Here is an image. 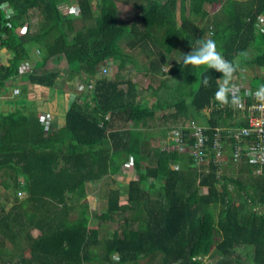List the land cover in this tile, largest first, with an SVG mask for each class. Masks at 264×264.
I'll return each instance as SVG.
<instances>
[{"label": "trees", "instance_id": "trees-1", "mask_svg": "<svg viewBox=\"0 0 264 264\" xmlns=\"http://www.w3.org/2000/svg\"><path fill=\"white\" fill-rule=\"evenodd\" d=\"M119 2L0 0V48L11 54L0 98L12 88L25 102L0 118V264H264V162L253 153L264 141L250 120L264 74H245L264 68V0H133L141 13L127 25ZM201 38L236 65L242 107L215 99L222 73L200 66L205 86L179 61ZM131 63L159 82L143 97ZM64 73L75 95L55 129L25 96L29 85L54 91ZM127 166L136 177L123 198L109 180ZM99 181L101 214L88 197ZM94 219L118 227L102 236Z\"/></svg>", "mask_w": 264, "mask_h": 264}, {"label": "rangeland", "instance_id": "rangeland-1", "mask_svg": "<svg viewBox=\"0 0 264 264\" xmlns=\"http://www.w3.org/2000/svg\"><path fill=\"white\" fill-rule=\"evenodd\" d=\"M74 3H76V1H74ZM118 4H119V19H120V23L123 25H127L129 22L133 21L137 15H139L141 13L140 9L133 4V0H120V2ZM72 6H74V4ZM246 71L247 72L245 74L247 76L248 75L250 76L252 74H256V75L264 74V68L263 69H257L254 72L251 70H246ZM104 72L106 74H108L109 77L113 76V78L116 77V75H118V69H117L116 65H112V63H110L107 67H105ZM125 72H126V75H128V77H130V79H132L133 82H135L137 85H139L142 97L145 94L146 89H149L151 84L159 83L156 80L155 81L152 80L151 77H148L144 71L138 70L137 67L133 63H131V65L126 69ZM60 76H61L60 79H58V81H57V88H58V90L63 91L62 86H63L64 81H65L64 80V74L60 75ZM157 80H159L158 77H157ZM81 84H82V86L83 85L84 86L90 85L89 83H85V82H82ZM44 97H45V99H47L49 97V93L45 94ZM48 99H47V101H48ZM27 107H28L27 111H30V108H29L30 104ZM62 124H63V122L61 121L60 125H62ZM133 177L134 178L136 177L135 173L132 170H130V168L127 166L126 168L123 169L121 175L119 176L120 180H118L117 178H112L109 180V183L112 186H119V185L123 186L124 185V187L122 188L123 189L122 197L125 198L127 190L124 189L126 186L124 183L128 182ZM23 183L24 182H22L21 187L24 185ZM88 184L90 187L88 197L90 200L91 209L93 211H96L99 214H101L105 211L106 204H107L106 199L101 197L102 196V189L101 188H103V186L101 185L102 181H99L96 183H88ZM20 194L21 195L19 197L22 198L23 193L20 192ZM94 222H95V225H97L100 228L102 236H106V235L110 234L111 232H113L118 227V223L115 220L114 221H105V220H100V219H98V220L94 219L93 224H94ZM250 253H252V252L249 250V254ZM249 257H250V259L245 260V264H252V261H251L252 256H249ZM205 261L207 262V264H211V263L212 264H237V263H235V261L233 259L228 261V259L226 257H222V256H218V255H214L211 258H205Z\"/></svg>", "mask_w": 264, "mask_h": 264}, {"label": "clouds", "instance_id": "clouds-1", "mask_svg": "<svg viewBox=\"0 0 264 264\" xmlns=\"http://www.w3.org/2000/svg\"><path fill=\"white\" fill-rule=\"evenodd\" d=\"M179 61L183 67L191 65L197 71H200L202 75L198 76V80L205 86L209 84V77L203 72V69H215L222 73V76L217 78L222 83L218 84L214 92L215 99L221 104L230 103L233 106L242 104V97L234 93L236 86L231 83L233 74L236 71V65L222 55L221 51L218 50L216 40L211 38L199 39L195 46L192 43L191 51L182 53ZM200 66H203V69ZM253 95L258 100L264 101V84H260Z\"/></svg>", "mask_w": 264, "mask_h": 264}, {"label": "crops", "instance_id": "crops-1", "mask_svg": "<svg viewBox=\"0 0 264 264\" xmlns=\"http://www.w3.org/2000/svg\"><path fill=\"white\" fill-rule=\"evenodd\" d=\"M11 57V54L6 51L3 48H0V59L5 61L7 58ZM63 75V74H61ZM61 77V76H60ZM60 77L58 79H60ZM67 74L64 73V79H66ZM58 81V80H57ZM57 86V85H56ZM66 85L62 86V90H58L56 87L53 90L47 89V88H42L38 85H29V88L27 90V96L25 98L28 99V101H35L37 102L38 109L40 108L43 112V114H49L52 115L53 117V122H52V127L55 129H58L61 125V121L64 124V118L65 114L69 108V105L71 103L72 98L74 97L75 93L67 91V86ZM49 93V99H45L44 95ZM14 91L11 89H8L7 91L4 92L3 96L0 98V100H3L2 102L0 101V118L1 116L8 114L10 112H13L17 110L18 108H21L25 102L24 100H21V96L17 95L13 97ZM23 95V92H22ZM11 99V100H9ZM15 100H18L15 102ZM42 101H46L45 106L41 104ZM40 103V106H39ZM31 110H37L34 105H30ZM64 120V121H63ZM1 123V121H0ZM36 122H34V125ZM62 124V125H63ZM37 130V129H36ZM24 184V183H23ZM0 191H3L2 188H0ZM20 193V192H19Z\"/></svg>", "mask_w": 264, "mask_h": 264}, {"label": "built area", "instance_id": "built-area-1", "mask_svg": "<svg viewBox=\"0 0 264 264\" xmlns=\"http://www.w3.org/2000/svg\"><path fill=\"white\" fill-rule=\"evenodd\" d=\"M263 20V19H262ZM32 69V65L30 62H25L22 66V71H30ZM84 86V85H83ZM82 84L78 85V90H86L90 89L91 86L87 85L83 87ZM90 86V87H89ZM254 103L251 105V109L254 111L251 113V127L253 128L252 130L257 131L260 134L261 139L264 141V101L258 100L252 93ZM242 107V104L240 105ZM244 107V106H243ZM255 111H258L259 114L255 115ZM43 123L49 124L50 119L46 115L42 118ZM198 138L197 144L195 146V152L194 154L200 157L202 159L204 157L205 149L203 147L205 138L203 137L202 133L197 132L195 134ZM254 154H258V158H262L264 162V147L261 145L257 150L253 152Z\"/></svg>", "mask_w": 264, "mask_h": 264}, {"label": "bare ground", "instance_id": "bare-ground-1", "mask_svg": "<svg viewBox=\"0 0 264 264\" xmlns=\"http://www.w3.org/2000/svg\"><path fill=\"white\" fill-rule=\"evenodd\" d=\"M174 136H175V137H178V134L176 133V134H174ZM175 137H174V138H175ZM175 139H176V138H175Z\"/></svg>", "mask_w": 264, "mask_h": 264}]
</instances>
